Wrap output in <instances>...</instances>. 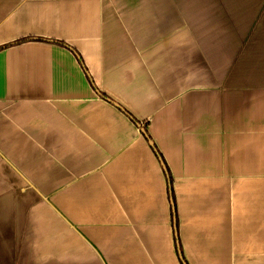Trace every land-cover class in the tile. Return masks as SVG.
I'll use <instances>...</instances> for the list:
<instances>
[{"label":"crops","instance_id":"1","mask_svg":"<svg viewBox=\"0 0 264 264\" xmlns=\"http://www.w3.org/2000/svg\"><path fill=\"white\" fill-rule=\"evenodd\" d=\"M183 260L264 264V0H0V264Z\"/></svg>","mask_w":264,"mask_h":264},{"label":"trees","instance_id":"2","mask_svg":"<svg viewBox=\"0 0 264 264\" xmlns=\"http://www.w3.org/2000/svg\"><path fill=\"white\" fill-rule=\"evenodd\" d=\"M78 55V54H77ZM79 56V55H78ZM89 79H91L90 78V76H89ZM91 83L93 84V87L95 86V84H94V82H92V80H91ZM184 261V260H183ZM184 264H186V262L184 261Z\"/></svg>","mask_w":264,"mask_h":264},{"label":"water","instance_id":"3","mask_svg":"<svg viewBox=\"0 0 264 264\" xmlns=\"http://www.w3.org/2000/svg\"><path fill=\"white\" fill-rule=\"evenodd\" d=\"M111 102H113L114 104H116L114 101H111Z\"/></svg>","mask_w":264,"mask_h":264}]
</instances>
